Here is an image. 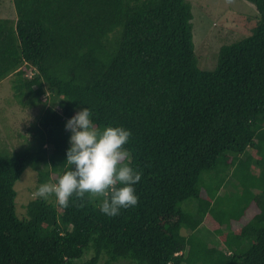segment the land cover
Listing matches in <instances>:
<instances>
[{
  "label": "trees",
  "instance_id": "obj_1",
  "mask_svg": "<svg viewBox=\"0 0 264 264\" xmlns=\"http://www.w3.org/2000/svg\"><path fill=\"white\" fill-rule=\"evenodd\" d=\"M245 1L250 34L208 72L187 0H12L0 81L41 114L26 144L0 148V264H264V0ZM85 106L131 132L138 204L108 217L102 197H34L19 216L15 183L67 170L64 125Z\"/></svg>",
  "mask_w": 264,
  "mask_h": 264
},
{
  "label": "clouds",
  "instance_id": "obj_2",
  "mask_svg": "<svg viewBox=\"0 0 264 264\" xmlns=\"http://www.w3.org/2000/svg\"><path fill=\"white\" fill-rule=\"evenodd\" d=\"M64 127L70 133L65 152L67 170L55 182L40 183L36 197L45 201L54 198L64 207L73 196L102 197L99 210L108 217L135 207L139 201L135 185L142 172L132 166L125 147L131 132L121 126H96L86 106L75 111Z\"/></svg>",
  "mask_w": 264,
  "mask_h": 264
},
{
  "label": "rangeland",
  "instance_id": "obj_3",
  "mask_svg": "<svg viewBox=\"0 0 264 264\" xmlns=\"http://www.w3.org/2000/svg\"><path fill=\"white\" fill-rule=\"evenodd\" d=\"M187 1L192 6L193 43L198 67L213 71L217 66L219 49L250 34L256 22L255 9L245 0ZM0 17L15 19L12 0H0ZM30 75L28 71L27 76ZM11 79L12 76L0 81V148L8 151L18 150L30 140L28 130L37 123L41 114V107L28 109L18 105L13 96ZM36 183L37 174L30 168L15 183V205L19 216L24 215L27 201L36 197ZM199 229L201 235L209 238L203 226Z\"/></svg>",
  "mask_w": 264,
  "mask_h": 264
}]
</instances>
